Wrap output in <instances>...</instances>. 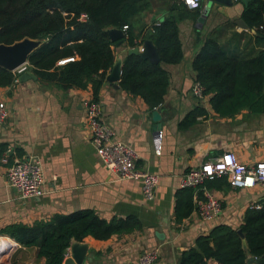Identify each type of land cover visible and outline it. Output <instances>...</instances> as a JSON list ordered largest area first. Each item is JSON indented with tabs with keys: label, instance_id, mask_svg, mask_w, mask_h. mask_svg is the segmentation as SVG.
Masks as SVG:
<instances>
[{
	"label": "crops",
	"instance_id": "obj_1",
	"mask_svg": "<svg viewBox=\"0 0 264 264\" xmlns=\"http://www.w3.org/2000/svg\"><path fill=\"white\" fill-rule=\"evenodd\" d=\"M167 1L148 0L149 6L138 15V25L158 21L166 13ZM241 9L240 1H233L230 6L212 3L202 22H196L201 12L198 9L197 16L177 23L182 58L176 64L162 65L169 74V82L162 103L153 108L160 115L159 155L154 153L153 109L138 96L119 86L112 87L105 79L109 71L104 76L95 100L100 118L111 128L114 139L134 149L135 169L158 175L151 200L143 198L138 180L121 179L99 162L90 143L82 107V101L91 97L89 82L84 88L61 89L40 80L29 69L35 79L1 86L0 99L8 114L0 123V144L5 150L10 149V154L39 161L43 193L35 198L18 199L16 191L4 182L7 164L0 163V229L16 223L31 225L54 214L83 209H90L106 220L134 215L140 222L138 230L106 242L91 239L80 242L86 244L81 264H132L150 249L156 250L152 264H176L179 254L192 247L197 236L219 223L237 228L249 205H263L264 185L242 189L217 180L207 187L204 182L208 184L210 178L194 189L192 201L200 198L198 191L202 197L206 189L219 200L220 213L210 221L199 219L194 210L179 222L173 217L174 192L180 188L181 176L192 167L224 152L235 154L244 163L264 162V114H253L244 108L232 116H218L210 109L208 96L196 99L190 93L195 81L191 60L203 38L216 34L224 48L232 51L236 46L234 40H238L237 47L241 49L252 33L234 23L240 18ZM125 54L123 45L116 46V58L122 62ZM196 105L205 113L198 115L189 127L178 128V122ZM241 243L245 248L244 239ZM33 250L20 246L14 252L19 251L16 258L10 255L0 264H43V258H35ZM68 250L63 260L70 256ZM247 260L254 264L252 258L247 256Z\"/></svg>",
	"mask_w": 264,
	"mask_h": 264
},
{
	"label": "trees",
	"instance_id": "obj_2",
	"mask_svg": "<svg viewBox=\"0 0 264 264\" xmlns=\"http://www.w3.org/2000/svg\"><path fill=\"white\" fill-rule=\"evenodd\" d=\"M167 2L166 13L158 21L138 25V15L147 9L148 0H0V43L11 44L23 38L39 40L27 57L28 69L40 80L61 89L84 88L89 82L91 99L96 100L104 76L116 60L115 40H110L105 29L121 30L126 26L121 45L127 49L148 39L156 47L159 61L151 63L135 54H125L117 83L121 90L138 96L153 109L162 103L169 82L162 65L176 64L182 58L177 23L198 14V9H187L179 0ZM240 18L248 30H253L241 49L237 47L238 40H234L236 46L230 51L216 34H209L191 60L194 80L218 116H232L244 108L253 114H264V0H248L242 5ZM69 56L73 60L56 66L59 59ZM14 78L12 71L0 67V87ZM204 113L196 105L178 122V128L189 127ZM4 150L0 144V154ZM217 180L228 185L224 176L204 184L210 187ZM193 191L191 187L175 190L176 222L193 210ZM197 195L202 198L201 191ZM139 228L134 215L106 220L83 209L54 214L31 225L10 224L0 229V235L34 249V257L43 258V264H61L72 241L106 242ZM237 229L243 235L245 248ZM247 256L254 264H264V205L247 207L237 228L219 223L197 236L192 247L179 254L176 264H249Z\"/></svg>",
	"mask_w": 264,
	"mask_h": 264
},
{
	"label": "built area",
	"instance_id": "obj_3",
	"mask_svg": "<svg viewBox=\"0 0 264 264\" xmlns=\"http://www.w3.org/2000/svg\"><path fill=\"white\" fill-rule=\"evenodd\" d=\"M187 9H204L206 0H179ZM126 26H122L121 31ZM141 42L135 46H140ZM72 57L59 59L56 64L62 65ZM29 70L28 63H23L12 70L16 76ZM190 93L196 99L203 95L201 86L194 81ZM84 117L90 130V143L103 167L121 179H132L140 182V190L145 200L153 197V188L158 182V175L154 172L138 171L134 162L136 153L130 144L114 139L111 128L101 120L98 103L91 97L82 101ZM8 110L4 101L0 99V123L7 117ZM160 130L154 135V153L161 152ZM10 149L0 154V163L7 164L4 172V182L9 188L16 191L18 199L26 200L42 195V170L39 161L29 157H17ZM215 176H224L227 184L234 188H252L256 184L264 185V162L256 161L253 164L244 163L237 159L235 154L224 152L217 157L209 158L185 172L180 180V187L197 188L205 179ZM248 207L258 208L252 204ZM193 210L199 219L210 221L221 211L219 200L208 190L203 189L202 198H193ZM20 245L12 238L0 235V261L12 255ZM67 253V252H66ZM65 253V254H66ZM156 258V250L150 249L137 257L132 264H152Z\"/></svg>",
	"mask_w": 264,
	"mask_h": 264
},
{
	"label": "water",
	"instance_id": "obj_4",
	"mask_svg": "<svg viewBox=\"0 0 264 264\" xmlns=\"http://www.w3.org/2000/svg\"><path fill=\"white\" fill-rule=\"evenodd\" d=\"M233 1L234 0H206L203 11L200 12L199 15L196 17V22H202L203 18L205 17L209 9L210 3L216 2L224 6H230L232 5ZM247 1L248 0H240L242 5H245ZM234 23L240 29H247V25L245 24L242 18L235 19ZM105 31L107 32L110 40H115L116 46L122 43V40L120 38L123 35V32L120 29L106 28ZM250 31L253 33V30ZM39 43H40L39 40L30 39V38H23L18 41H14L11 44L0 43V67L12 71L19 65L23 63H27L28 55L38 46ZM126 54H135L140 58L147 59L151 63H157L159 61L156 47L148 39H144L139 47L134 46L127 48ZM120 68H121V59L117 57L114 64L112 65L108 74L105 77V79L109 83H111L112 87L114 88L118 87L117 82L120 76ZM193 74L195 75L194 71ZM29 78L35 79V75L31 71L26 70L18 74L16 80L21 82ZM151 119L153 120V122H155L153 126V130L157 132L158 130H160V121H159L160 115L157 109H153L151 111ZM236 232L243 241V235L241 231L237 229ZM68 248H69L68 251L70 256L65 258L61 264H81L82 259L85 255L86 244L72 241Z\"/></svg>",
	"mask_w": 264,
	"mask_h": 264
},
{
	"label": "rangeland",
	"instance_id": "obj_5",
	"mask_svg": "<svg viewBox=\"0 0 264 264\" xmlns=\"http://www.w3.org/2000/svg\"><path fill=\"white\" fill-rule=\"evenodd\" d=\"M213 3H214V2H213ZM215 3H216V2H215ZM209 5L211 6V5H212V3H210ZM209 5H208V6H209ZM210 6H209V7H210ZM12 255H13V256H12L11 258H13V257H15V258H16V257H17V255H19V251H18V252H16V253H14V254H12Z\"/></svg>",
	"mask_w": 264,
	"mask_h": 264
}]
</instances>
